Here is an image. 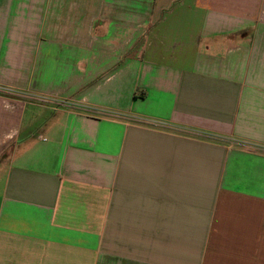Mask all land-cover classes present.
I'll use <instances>...</instances> for the list:
<instances>
[{"label":"crops","instance_id":"crops-1","mask_svg":"<svg viewBox=\"0 0 264 264\" xmlns=\"http://www.w3.org/2000/svg\"><path fill=\"white\" fill-rule=\"evenodd\" d=\"M0 264H264V0H0Z\"/></svg>","mask_w":264,"mask_h":264},{"label":"built area","instance_id":"built-area-1","mask_svg":"<svg viewBox=\"0 0 264 264\" xmlns=\"http://www.w3.org/2000/svg\"><path fill=\"white\" fill-rule=\"evenodd\" d=\"M11 93L12 91L11 90H9V89H6V88H2V87H0V93Z\"/></svg>","mask_w":264,"mask_h":264}]
</instances>
